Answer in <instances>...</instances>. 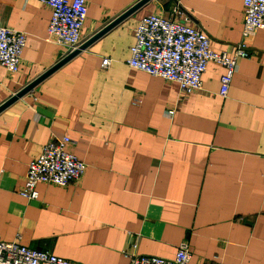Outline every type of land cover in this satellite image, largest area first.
<instances>
[{"label":"crops","instance_id":"crops-1","mask_svg":"<svg viewBox=\"0 0 264 264\" xmlns=\"http://www.w3.org/2000/svg\"><path fill=\"white\" fill-rule=\"evenodd\" d=\"M86 1L84 41L137 0ZM175 5L214 51L241 40L243 0H150L0 112V241L83 264L172 258L186 241L191 264H264V30L225 98L213 62L183 93L126 64L139 20ZM50 19L38 0H0V24L26 35L17 72L0 65V105L63 57ZM63 136L83 175L23 199L28 164Z\"/></svg>","mask_w":264,"mask_h":264},{"label":"built area","instance_id":"built-area-1","mask_svg":"<svg viewBox=\"0 0 264 264\" xmlns=\"http://www.w3.org/2000/svg\"><path fill=\"white\" fill-rule=\"evenodd\" d=\"M51 11L46 40L65 47L63 57L84 40L82 28L87 15L86 0H38ZM168 17L159 14L143 16L133 29L134 43L126 64L151 76L174 82L183 93L202 88V75L210 62L223 67L218 95L225 98L238 62L251 56L249 41L257 31L264 30V0H243L241 40L231 50L216 52L210 39L200 28L181 18L175 5ZM178 17V18H177ZM180 17V18H179ZM26 35L0 24V65L10 73L18 70ZM110 59L102 58L107 68ZM138 104L139 101L134 102ZM172 114L173 111H168ZM68 136L50 140L43 145L39 156L28 164L24 183L18 194L27 201L37 200L40 183L66 187L83 175L86 164L69 149ZM20 236L11 242L0 241V264H83L56 256L49 251L30 248L20 243ZM128 264H191L186 241L181 242L172 258L137 255L124 252Z\"/></svg>","mask_w":264,"mask_h":264},{"label":"water","instance_id":"water-1","mask_svg":"<svg viewBox=\"0 0 264 264\" xmlns=\"http://www.w3.org/2000/svg\"><path fill=\"white\" fill-rule=\"evenodd\" d=\"M150 0H137L135 3H133L130 7H128L126 10H124L122 13L114 17L111 21L106 23L103 27H101L96 33H94L92 36H90L88 39L83 41L76 49L62 57L57 63H55L52 67H50L48 70H46L44 73H42L37 78L33 79L30 83L25 85L23 88H21L19 91H17L15 94H13L9 99H7L5 102H3L0 105V112L5 109L7 106H9L11 103L16 101L17 99L21 98L25 94L32 91V89L37 86L43 79H45L47 76H49L51 73H53L55 70H57L59 67H61L63 64H65L67 61L72 59L74 56L79 54L81 51L85 50L92 42L97 40L99 37H101L103 34H105L107 31L112 29L114 26L125 20L127 17L131 16L134 12H136L139 8H141L143 5L148 3Z\"/></svg>","mask_w":264,"mask_h":264}]
</instances>
